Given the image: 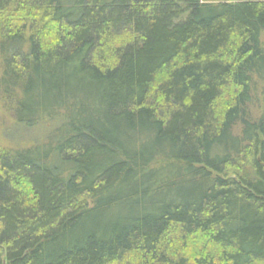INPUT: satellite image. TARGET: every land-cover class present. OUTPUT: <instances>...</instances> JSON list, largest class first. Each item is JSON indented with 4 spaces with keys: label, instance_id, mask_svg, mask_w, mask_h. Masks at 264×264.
Masks as SVG:
<instances>
[{
    "label": "trees",
    "instance_id": "1",
    "mask_svg": "<svg viewBox=\"0 0 264 264\" xmlns=\"http://www.w3.org/2000/svg\"><path fill=\"white\" fill-rule=\"evenodd\" d=\"M263 37L264 0H0V110L53 126L0 145V264H264Z\"/></svg>",
    "mask_w": 264,
    "mask_h": 264
},
{
    "label": "rangeland",
    "instance_id": "2",
    "mask_svg": "<svg viewBox=\"0 0 264 264\" xmlns=\"http://www.w3.org/2000/svg\"><path fill=\"white\" fill-rule=\"evenodd\" d=\"M255 96V101L257 102V99L261 96L258 93H255ZM256 111L254 109V115H256ZM52 129L53 126L48 122H42L35 128H25L22 125H18L9 113H4L0 110V145L4 147L16 149L21 146L43 143Z\"/></svg>",
    "mask_w": 264,
    "mask_h": 264
},
{
    "label": "water",
    "instance_id": "3",
    "mask_svg": "<svg viewBox=\"0 0 264 264\" xmlns=\"http://www.w3.org/2000/svg\"><path fill=\"white\" fill-rule=\"evenodd\" d=\"M238 2L242 1V0H237Z\"/></svg>",
    "mask_w": 264,
    "mask_h": 264
}]
</instances>
